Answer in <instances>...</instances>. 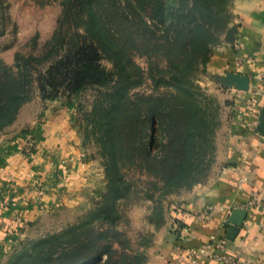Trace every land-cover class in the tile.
I'll list each match as a JSON object with an SVG mask.
<instances>
[{
  "label": "rangeland",
  "instance_id": "374dc122",
  "mask_svg": "<svg viewBox=\"0 0 264 264\" xmlns=\"http://www.w3.org/2000/svg\"><path fill=\"white\" fill-rule=\"evenodd\" d=\"M143 1L144 19L135 12L137 17L121 19L110 5L113 0H0V62L19 72L25 101L43 96L46 82L48 93H60L73 108L84 153L105 174L104 189L94 201L43 216L3 264H64L69 256L81 261L102 253L116 264H147L173 233L176 207L195 187L209 185L224 165L231 99L208 70L209 62L181 86L168 79L175 48L155 44L157 36L162 42L168 38L170 19L154 11L157 3ZM229 14L210 60L235 40L231 6ZM147 16L160 18L159 29L145 36L152 44H138L135 23L145 26ZM60 59L64 63L57 66ZM153 74L169 81L156 83ZM119 89L130 122L115 163L107 141L115 124L105 118L101 127L96 113L113 116Z\"/></svg>",
  "mask_w": 264,
  "mask_h": 264
},
{
  "label": "crops",
  "instance_id": "0c3cea01",
  "mask_svg": "<svg viewBox=\"0 0 264 264\" xmlns=\"http://www.w3.org/2000/svg\"><path fill=\"white\" fill-rule=\"evenodd\" d=\"M232 44L208 70L230 101L224 165L176 207L173 233L147 264H264V0H232ZM61 96L24 102L0 131V264L43 216L94 201L105 174L79 142ZM220 253V254H219Z\"/></svg>",
  "mask_w": 264,
  "mask_h": 264
},
{
  "label": "trees",
  "instance_id": "16d2710c",
  "mask_svg": "<svg viewBox=\"0 0 264 264\" xmlns=\"http://www.w3.org/2000/svg\"><path fill=\"white\" fill-rule=\"evenodd\" d=\"M149 1L158 4L157 8H154V11H159V16L163 17L166 21L170 19V26L165 27L168 28V38L164 39V42H162L159 39L160 37L157 36L155 46L163 48L162 50H167L168 47L175 48V61L171 64L173 72L168 76V79L172 78V83H177V85L181 86L185 82L184 80L193 78L199 71L200 67L209 62L212 47L221 35L222 30L227 27L230 21L229 17L231 16L229 13L232 0H175V2L172 0ZM123 2H125V5H123ZM144 4L145 2L143 0H113L110 5L114 8L115 14L118 18H135L138 15L140 17L142 16V19H144V16L141 13L146 6ZM128 10L129 12L133 11V13L129 14ZM134 12L137 15H135ZM101 13L107 14L106 8H101ZM150 18H153V24L150 23ZM156 19L158 18L147 16L148 21L145 22V26H142L140 22L135 23L134 32L136 34V39L138 38V44L141 42L148 45L152 44V39L145 36L149 32L157 34L159 27ZM163 25H165L164 21ZM119 33L116 32V36L121 39L122 34ZM121 40L123 41V38ZM63 63L64 61L60 59L56 62V65L60 66ZM65 64L67 65V63ZM0 69V126H3L6 122L12 123L14 121L19 108L28 100L25 101V98L23 99L22 97L24 80L20 77L19 72H16L14 66H9L0 62ZM53 69L54 65L50 66L48 75L52 74ZM149 69L153 72V65H151ZM55 77L56 76L53 78ZM153 80H155L156 83H159L160 81H169L163 77L156 78L154 74ZM46 83L41 86L43 97L51 98L60 95L58 91L48 93ZM114 94H116L114 99L117 105H115L116 111L113 116L109 117V115H106L104 118L100 117V109L97 111L96 116L99 120L97 124L101 127L104 126L102 121L105 118H109L107 121L110 122L112 120L111 122L115 124L113 128L110 126L108 132L109 140L107 141H109V144L112 146L111 150L116 163V161H118V159L116 160L118 150L124 148V143H122V141L126 139L127 123L130 122V112L122 105L121 97L124 93L119 89ZM119 95H121V97L118 98ZM154 116L155 115L153 114L150 118L148 117V122L151 126H153L156 121ZM108 123H106L105 126L110 124ZM115 130H118V136L114 133ZM153 139L148 141V149H151ZM111 257V255H108L107 260H105L102 253L96 256H85L79 261L77 257L69 256L68 261L64 264H104V261L105 264H116Z\"/></svg>",
  "mask_w": 264,
  "mask_h": 264
},
{
  "label": "built area",
  "instance_id": "2783aa9c",
  "mask_svg": "<svg viewBox=\"0 0 264 264\" xmlns=\"http://www.w3.org/2000/svg\"><path fill=\"white\" fill-rule=\"evenodd\" d=\"M212 240H214L213 243H214L215 247L218 250H220V252L222 253L220 255V257L223 260H225L226 262H228L229 264H234V261L231 258H229L225 253H223L225 248H226V241L225 240H216V238L214 236H212Z\"/></svg>",
  "mask_w": 264,
  "mask_h": 264
}]
</instances>
